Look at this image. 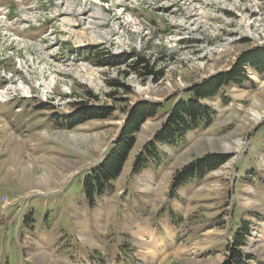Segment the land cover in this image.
I'll return each mask as SVG.
<instances>
[{"label":"rangeland","instance_id":"rangeland-1","mask_svg":"<svg viewBox=\"0 0 264 264\" xmlns=\"http://www.w3.org/2000/svg\"><path fill=\"white\" fill-rule=\"evenodd\" d=\"M62 1L60 7L58 0H0V95L8 97L0 101V264H224L225 253L209 252V245L217 237L230 241L243 213L254 207L264 212V197L242 184L243 177L257 182L264 176V76L248 70L250 80L206 101L217 112L211 128L191 134L176 151L163 149L168 157L158 170L150 166L133 175L131 169L189 83L230 70L241 53L264 45V0H259L255 21L247 23L246 18L241 24L252 38L224 45L222 36L213 48L209 42L184 46L177 50V60L160 65L165 78L158 84L134 73L131 60L119 67L96 65L81 55L88 51L86 43L103 37L108 27L99 26L110 18L120 49H145L143 56L155 61L159 48L170 46L165 35L172 15L189 18L195 37L212 32L203 19L208 0H157L158 13L144 12L155 28L150 34L121 10V0H70L66 7ZM27 18L54 25L58 40L40 29L22 31ZM114 81L128 86V93L120 88L109 97L116 90ZM82 100L114 107V115L69 129L72 105ZM139 101L165 105L138 135L116 191L89 209L81 178L106 156L128 108ZM255 112L262 114L261 120L253 119ZM229 138L235 143L225 150ZM209 153L231 159L203 185L173 197L169 188L175 171ZM256 166L257 177L252 171ZM248 223L251 232L241 250L251 256L250 264H264V217L251 216ZM39 252L47 258H36Z\"/></svg>","mask_w":264,"mask_h":264},{"label":"trees","instance_id":"trees-1","mask_svg":"<svg viewBox=\"0 0 264 264\" xmlns=\"http://www.w3.org/2000/svg\"><path fill=\"white\" fill-rule=\"evenodd\" d=\"M207 41L211 46L215 44L209 37ZM196 42H200V40H196ZM143 55L145 52L111 56L96 49L86 54L96 65L102 67H119L131 60L129 68L134 73L141 78L152 79L158 84L165 78V67L161 68L160 65L169 63L170 60H177L179 52L165 46L159 48L155 61ZM248 70L258 76H264V45L252 47V49L241 53L230 70L217 72L187 88L183 97L170 105L153 138L134 158L131 173L133 175L141 174L150 166L158 170L163 158L168 157L162 151L163 149L176 151L187 143L191 134L211 128L217 112L206 101H214L227 87L240 86L246 80H250L247 75ZM113 85L116 90L108 94L109 97L118 94L120 88L125 89L127 93L130 90L128 86L117 81H114ZM164 105L163 103L139 101L128 108L117 141L107 150L102 161L81 178V193L87 208L93 210L98 208L101 201L116 191V184L122 178L130 156L136 147L138 135L149 120L159 117ZM72 106L74 114L66 119L69 129H75L92 120H109L115 112L114 107L109 105L96 107L89 105L84 100L76 102ZM230 159V155L209 153L191 160L175 171L170 183V194L174 197L178 190L187 187L194 179L204 180L210 173L228 163ZM25 224H27V220ZM241 224L238 232L226 247L227 259L224 264H245L246 260H250L251 256L245 255L241 247L246 244V237L250 234L251 229L247 221H242Z\"/></svg>","mask_w":264,"mask_h":264},{"label":"built area","instance_id":"built-area-1","mask_svg":"<svg viewBox=\"0 0 264 264\" xmlns=\"http://www.w3.org/2000/svg\"><path fill=\"white\" fill-rule=\"evenodd\" d=\"M68 1L69 0L64 1L65 7H66V2ZM62 2H63L62 0H58V6L60 5L61 7ZM71 3H72L71 1L68 2V5L70 6ZM207 3L209 7L207 8L206 14L204 15L203 19L213 28L212 32L207 36L205 35L201 37H195L194 35L191 34L192 32L190 31L189 28L190 27L189 18L187 17L185 18L184 16L183 18L179 19L177 16L172 15L169 19L168 35H165V38L170 45L168 46L169 49L173 51H177L184 46L194 47L196 45H194L193 43H195L196 40H200L199 44L203 42L208 43L207 41L208 37L213 39V41H215L223 36L224 45H228L231 43H238L243 41L244 39L252 38V36L247 34V31L241 30V24L243 22L246 23V18L248 19L247 23L250 22L253 23L255 21V14L259 12V8L262 5V3L259 0H253V3L251 5H247L246 3L239 0H208ZM120 5H121V10L123 12L127 10L138 21L142 22L143 25L146 27L147 32H149V34L151 33L152 30L155 32V28L149 22L147 15L144 12L158 13L160 7L158 6L159 4L157 0H121ZM119 7L120 6L112 8L113 17L115 15L116 9ZM101 12H103V10L102 11L100 9L97 10L98 15H103V13L99 14ZM99 27L101 28L108 27V28L102 30L103 32H105V34H103L101 40L94 41L92 43H86V45L88 46V51L81 54L82 56L86 55L87 52H90L94 48L102 50L106 55H109L111 53V56H118L123 53H143L142 50H138L136 48H128V50L122 49L123 47L121 49L119 48V44L116 43L117 42L116 38L112 34L113 27L110 18L104 20L103 25ZM20 28L22 31H26L34 28H42L45 37H50V40L53 41L58 40L56 33H54L56 27L51 24L48 25L47 22L45 21L38 22L37 20H32L27 18L26 21L22 22ZM16 38L18 40H22L19 37ZM160 39H162V37H160ZM261 45L263 44L261 43L259 46ZM213 47L214 46H212L211 48ZM216 73H214L213 75H215ZM192 85L193 83H189L187 88L191 87ZM0 93H2V90H0ZM244 254L248 255L246 253ZM245 264H250V260L248 259L245 262Z\"/></svg>","mask_w":264,"mask_h":264},{"label":"crops","instance_id":"crops-1","mask_svg":"<svg viewBox=\"0 0 264 264\" xmlns=\"http://www.w3.org/2000/svg\"><path fill=\"white\" fill-rule=\"evenodd\" d=\"M258 170L260 171V169H258L257 166L252 169V171L255 172L254 175L256 177H257V174L259 176L261 175ZM261 176L262 177H259V179H258L257 182H255L256 181L255 177L253 178L254 179L253 181H250L249 179H246L245 177H243L244 178V180H243L244 183H242V184L248 185V186H252L256 191H258V193H260V195L262 197H264V176L263 175H261ZM206 179H207V177L204 180L194 179V180L191 181V183L187 187L178 190V192L181 191V190H183V189H187V188H190V187L192 188V186L194 184H196V185H203ZM201 202H203V201H201ZM260 210H262V208H259L258 209L256 207H254L251 211H247L246 214L243 213V219H242V221H247L248 222V218L251 217V216H257V217H260V218L261 217H264V212H262ZM220 214H221V212L220 213H217L216 215H214V217H210V219L212 220L215 217L217 218L218 216H220ZM213 227H215V226H213ZM211 231H213V230H211ZM232 238H233V235L231 236L230 241L232 240ZM230 241L229 240H226V239H221L219 237L215 238L214 239V242L212 244H210L209 247H208V248H210L209 249V252H215V251L217 253L224 252L225 255H226V253H227L226 252V247L228 246V244H230ZM177 250H184V249L178 248ZM221 250H223V251H221ZM177 263H178V261L176 262V264Z\"/></svg>","mask_w":264,"mask_h":264},{"label":"bare ground","instance_id":"bare-ground-1","mask_svg":"<svg viewBox=\"0 0 264 264\" xmlns=\"http://www.w3.org/2000/svg\"><path fill=\"white\" fill-rule=\"evenodd\" d=\"M68 2H70V0L68 1ZM99 14H101V13H99ZM76 24V23H75ZM87 27L88 26H85L83 29H87ZM83 35H85V32L83 31V32H81ZM97 38V37H96ZM99 39H95L94 41H99V40H101L102 39V36H100V37H98ZM242 96V95H241ZM8 98V97H7ZM7 98H4V97H2L1 95H0V101L1 102H4ZM253 115V119L255 120V121H259V120H261L262 119V114L261 113H258V112H255L254 114H252ZM73 138H75V137H73ZM228 141L229 142H227V143H225V145H224V149L225 150H229V149H232V145H233V143H235L233 140H231L230 138L228 139ZM213 144V143H212ZM237 144H240L239 142H237ZM47 179L45 178V177H43V181L45 182ZM182 253V252H181ZM169 254H171V253H169ZM169 254H168V257H169ZM154 256V255H153ZM36 258H38V259H41V260H45L46 258H47V256L43 253V252H39V254H37L36 255ZM154 259H155V257H154ZM193 263V262H192Z\"/></svg>","mask_w":264,"mask_h":264}]
</instances>
